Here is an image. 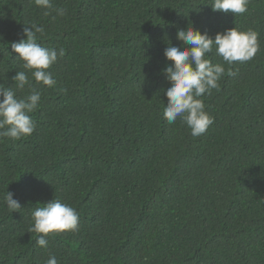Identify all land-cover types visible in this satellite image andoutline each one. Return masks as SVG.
Segmentation results:
<instances>
[{
  "label": "trees",
  "instance_id": "obj_1",
  "mask_svg": "<svg viewBox=\"0 0 264 264\" xmlns=\"http://www.w3.org/2000/svg\"><path fill=\"white\" fill-rule=\"evenodd\" d=\"M210 3L52 0L46 16L35 0H0V84L26 71L31 87L17 96L41 92L34 133L0 142V264H264V0L242 15ZM32 23L45 28L38 43L66 53L48 70L52 88L11 49ZM191 25L213 39L252 29L260 43L245 63L210 54L226 71L202 97L215 121L199 137L163 116L165 49L185 47L177 31ZM54 198L77 210L79 228L42 248L31 212Z\"/></svg>",
  "mask_w": 264,
  "mask_h": 264
},
{
  "label": "clouds",
  "instance_id": "obj_2",
  "mask_svg": "<svg viewBox=\"0 0 264 264\" xmlns=\"http://www.w3.org/2000/svg\"><path fill=\"white\" fill-rule=\"evenodd\" d=\"M35 4L46 10L44 15H51L52 0H35ZM248 4L249 0H211L208 6L213 12L242 15L248 11ZM55 12L64 16L66 9L56 8ZM44 32L43 26L32 23L23 30L27 39L11 43V49L18 54L17 59L23 61L22 67L31 72L36 83L52 88L57 81L48 70L66 53L62 47L48 48L38 43V34L42 36ZM177 39L183 41L185 47L169 42L164 53L166 59L173 63L162 70L171 85L163 90L168 98L163 116L169 124L175 123L179 118L191 130L193 137H199L215 121L206 111L202 97L219 87V81L226 71L223 64L212 63L210 54L215 50L214 54L222 57L228 65L250 61L260 50L259 33L252 29L242 31L235 26L217 33L213 39L207 32L201 34L191 25L186 30H178ZM227 74L234 75L230 70ZM13 80L12 88L0 84V142L4 138L19 140L32 135L36 129V123L30 114L38 108L41 92L33 88L29 95L18 97L16 90H23L26 85L31 87L32 82L26 71H17ZM13 196V193L7 191L4 202L10 211L17 212L21 205ZM31 217L33 225L28 232L40 234L36 242L42 248L48 247L45 237L55 233L75 232L80 223L77 210L57 198L35 207ZM46 264H58V260L51 255Z\"/></svg>",
  "mask_w": 264,
  "mask_h": 264
}]
</instances>
